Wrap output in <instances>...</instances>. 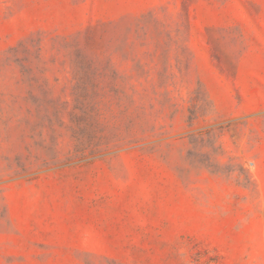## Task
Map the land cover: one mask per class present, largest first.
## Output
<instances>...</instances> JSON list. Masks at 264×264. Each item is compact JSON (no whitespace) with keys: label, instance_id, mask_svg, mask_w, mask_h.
I'll return each mask as SVG.
<instances>
[{"label":"rangeland","instance_id":"obj_1","mask_svg":"<svg viewBox=\"0 0 264 264\" xmlns=\"http://www.w3.org/2000/svg\"><path fill=\"white\" fill-rule=\"evenodd\" d=\"M0 264H264V0H0Z\"/></svg>","mask_w":264,"mask_h":264}]
</instances>
